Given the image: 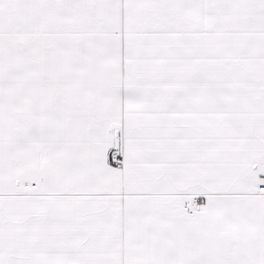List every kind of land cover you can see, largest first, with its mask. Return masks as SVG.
<instances>
[{
  "label": "snow or ice",
  "instance_id": "6c2138e0",
  "mask_svg": "<svg viewBox=\"0 0 264 264\" xmlns=\"http://www.w3.org/2000/svg\"><path fill=\"white\" fill-rule=\"evenodd\" d=\"M0 264H264V0H0Z\"/></svg>",
  "mask_w": 264,
  "mask_h": 264
}]
</instances>
